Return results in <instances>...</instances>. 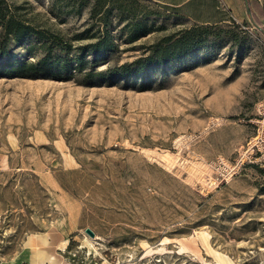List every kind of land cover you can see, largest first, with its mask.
Returning <instances> with one entry per match:
<instances>
[{"label": "rangeland", "instance_id": "rangeland-1", "mask_svg": "<svg viewBox=\"0 0 264 264\" xmlns=\"http://www.w3.org/2000/svg\"><path fill=\"white\" fill-rule=\"evenodd\" d=\"M136 1L134 14L113 9L115 46L86 54L100 74L0 72V264H28L26 236L45 231L63 264H264V13L114 75L199 24ZM78 3L0 0L73 48L102 28L93 0ZM132 15L145 28L129 40ZM36 44L11 42L10 59L35 60Z\"/></svg>", "mask_w": 264, "mask_h": 264}, {"label": "trees", "instance_id": "trees-1", "mask_svg": "<svg viewBox=\"0 0 264 264\" xmlns=\"http://www.w3.org/2000/svg\"><path fill=\"white\" fill-rule=\"evenodd\" d=\"M86 1L79 0L77 11ZM136 3V0H93L90 16L98 17L100 24H102L101 31L95 35L94 40L79 44L74 48L70 43L63 40L59 34L33 25L13 13L9 7L0 5V72H11L18 76L32 74L61 75L67 72H78L82 73L84 79L100 74L101 72L92 69L95 61L94 59L90 60L86 54L89 52L93 54L103 52L115 46L107 28L113 9L117 11V17L122 18L123 13H125V16L134 14ZM248 4L250 15L252 19L256 20L258 16L252 8L250 0H248ZM261 12L264 13V0H262ZM133 16L131 18L125 17L128 20L126 28L129 40L138 38L140 30L145 28V24L139 19L136 20ZM256 27L258 28V25ZM257 30L261 36L264 34L259 28ZM211 33L210 24H194L188 28L180 29L152 44L147 56L138 57L130 62L115 66L112 68V73L118 76H128L147 66L165 63L184 52L191 51ZM28 38L36 40L37 44L35 46L39 49L40 55L35 60L21 58L11 60L8 54L11 42ZM28 48L31 50L34 46ZM87 67L89 69L86 70Z\"/></svg>", "mask_w": 264, "mask_h": 264}, {"label": "crops", "instance_id": "crops-1", "mask_svg": "<svg viewBox=\"0 0 264 264\" xmlns=\"http://www.w3.org/2000/svg\"><path fill=\"white\" fill-rule=\"evenodd\" d=\"M163 6L185 15L191 21L199 24H215L229 21H243L250 17L246 12L244 0H154ZM251 6L257 14L261 11L262 0H256V8ZM58 240L47 231L30 234L24 240V247L28 251V264H63V260L56 258V248L60 246Z\"/></svg>", "mask_w": 264, "mask_h": 264}, {"label": "water", "instance_id": "water-1", "mask_svg": "<svg viewBox=\"0 0 264 264\" xmlns=\"http://www.w3.org/2000/svg\"><path fill=\"white\" fill-rule=\"evenodd\" d=\"M244 3H245V8H246V12L250 15V6L248 4V0H244ZM251 17V15H250ZM258 28L264 32V28H261L260 26H258ZM85 231L90 235V236H93L94 233L93 231L90 229V228H85Z\"/></svg>", "mask_w": 264, "mask_h": 264}]
</instances>
